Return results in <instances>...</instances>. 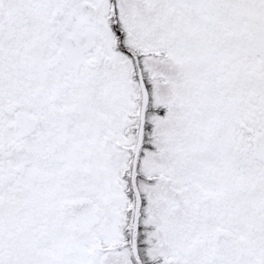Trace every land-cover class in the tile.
Returning <instances> with one entry per match:
<instances>
[{"label": "snow or ice", "instance_id": "snow-or-ice-1", "mask_svg": "<svg viewBox=\"0 0 264 264\" xmlns=\"http://www.w3.org/2000/svg\"><path fill=\"white\" fill-rule=\"evenodd\" d=\"M0 264H264V0H0Z\"/></svg>", "mask_w": 264, "mask_h": 264}]
</instances>
